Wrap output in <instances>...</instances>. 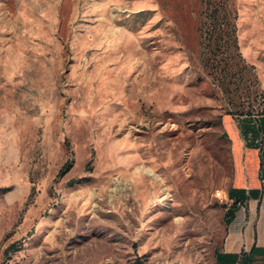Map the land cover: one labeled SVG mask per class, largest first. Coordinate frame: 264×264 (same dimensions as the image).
Segmentation results:
<instances>
[{
  "label": "rangeland",
  "instance_id": "374dc122",
  "mask_svg": "<svg viewBox=\"0 0 264 264\" xmlns=\"http://www.w3.org/2000/svg\"><path fill=\"white\" fill-rule=\"evenodd\" d=\"M199 6L0 0V264H217L228 189L264 187L202 66ZM236 7L258 106L264 0Z\"/></svg>",
  "mask_w": 264,
  "mask_h": 264
},
{
  "label": "trees",
  "instance_id": "16d2710c",
  "mask_svg": "<svg viewBox=\"0 0 264 264\" xmlns=\"http://www.w3.org/2000/svg\"><path fill=\"white\" fill-rule=\"evenodd\" d=\"M197 14L196 33L201 46L202 66L211 77L214 88L224 95L227 106L225 113L239 121L246 148L260 150L261 177L264 181V102L257 107L254 105L258 98L263 101V95L254 66L247 63L240 52L236 0H200ZM71 165L72 160L67 159L59 173L70 169ZM252 191L248 190V194ZM243 192V188L230 187L228 196L242 201L237 194ZM12 247L13 244L8 249ZM250 253H254V247ZM215 257L218 264H243L244 260L243 253L240 256L218 250Z\"/></svg>",
  "mask_w": 264,
  "mask_h": 264
},
{
  "label": "crops",
  "instance_id": "0c3cea01",
  "mask_svg": "<svg viewBox=\"0 0 264 264\" xmlns=\"http://www.w3.org/2000/svg\"><path fill=\"white\" fill-rule=\"evenodd\" d=\"M245 192L237 194L242 201L227 199L225 208L227 233L221 244L222 253H243V264H264V193L260 187L234 186ZM252 189L249 195L248 190ZM254 247V253H250ZM223 261V260H222ZM218 264V263H217ZM224 264V262H222Z\"/></svg>",
  "mask_w": 264,
  "mask_h": 264
},
{
  "label": "built area",
  "instance_id": "2783aa9c",
  "mask_svg": "<svg viewBox=\"0 0 264 264\" xmlns=\"http://www.w3.org/2000/svg\"><path fill=\"white\" fill-rule=\"evenodd\" d=\"M262 181H263V180H262ZM262 185H263V187H264V181H263Z\"/></svg>",
  "mask_w": 264,
  "mask_h": 264
}]
</instances>
